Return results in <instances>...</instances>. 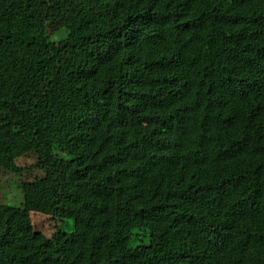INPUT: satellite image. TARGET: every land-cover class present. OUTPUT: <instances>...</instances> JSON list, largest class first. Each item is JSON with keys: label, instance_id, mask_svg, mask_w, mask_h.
Returning <instances> with one entry per match:
<instances>
[{"label": "trees", "instance_id": "1", "mask_svg": "<svg viewBox=\"0 0 264 264\" xmlns=\"http://www.w3.org/2000/svg\"><path fill=\"white\" fill-rule=\"evenodd\" d=\"M69 2L0 0V264H264V0Z\"/></svg>", "mask_w": 264, "mask_h": 264}, {"label": "rangeland", "instance_id": "2", "mask_svg": "<svg viewBox=\"0 0 264 264\" xmlns=\"http://www.w3.org/2000/svg\"><path fill=\"white\" fill-rule=\"evenodd\" d=\"M55 3V7L58 10H62V13L64 16H62V19L60 18V22L51 27L50 35H52L53 41H59L60 38H62V29L64 27H73V18H72V11H73V4L69 2V0H52ZM65 12V14H64ZM61 13V14H62ZM65 50L69 51L70 47L69 45H62ZM34 54V53H33ZM29 53L27 55L28 58L37 59L39 58L37 55L34 57V55ZM31 58V59H32ZM203 72L209 73L211 77L215 73V67L209 62L207 59L204 63ZM4 140L6 142L5 148L0 149V157L5 160L14 161L17 165H20L24 167L25 165L31 163V158L29 157V145L27 143V139L24 136L20 135H14L10 132H6L3 134ZM16 156V157H15ZM7 179L6 176L0 171V198L4 199L2 195V190L7 188ZM15 193L13 192L12 187L7 188L6 190V198L2 201L3 203L7 202L8 204H15L14 201H12L11 194ZM16 205V204H15ZM32 224L34 226V230L36 233L40 235L41 238H45L48 235H50L51 230L53 228V225H51L50 219H47L46 217L38 216V215H32L31 218Z\"/></svg>", "mask_w": 264, "mask_h": 264}]
</instances>
